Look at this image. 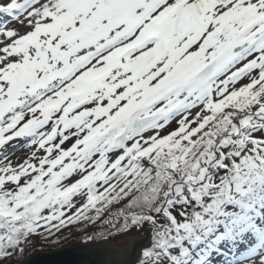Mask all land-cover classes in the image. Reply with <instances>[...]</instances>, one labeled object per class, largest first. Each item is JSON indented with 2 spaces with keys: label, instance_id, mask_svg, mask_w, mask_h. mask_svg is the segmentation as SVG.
I'll return each mask as SVG.
<instances>
[{
  "label": "snow or ice",
  "instance_id": "snow-or-ice-1",
  "mask_svg": "<svg viewBox=\"0 0 264 264\" xmlns=\"http://www.w3.org/2000/svg\"><path fill=\"white\" fill-rule=\"evenodd\" d=\"M69 226L264 264V0H0V264Z\"/></svg>",
  "mask_w": 264,
  "mask_h": 264
},
{
  "label": "water",
  "instance_id": "water-1",
  "mask_svg": "<svg viewBox=\"0 0 264 264\" xmlns=\"http://www.w3.org/2000/svg\"><path fill=\"white\" fill-rule=\"evenodd\" d=\"M139 240L141 239L137 241ZM100 243H106L107 246L117 249L107 242L88 245L73 244L58 252L35 254L23 264H99L100 261L107 259L96 255V248Z\"/></svg>",
  "mask_w": 264,
  "mask_h": 264
},
{
  "label": "trees",
  "instance_id": "trees-1",
  "mask_svg": "<svg viewBox=\"0 0 264 264\" xmlns=\"http://www.w3.org/2000/svg\"><path fill=\"white\" fill-rule=\"evenodd\" d=\"M72 227L74 228L72 233L65 238L59 239L58 241L53 242V241L49 240V241H47L48 244H42V241L37 239L33 245H31L29 248L26 249L23 257L20 260H18L16 262V264L25 263L34 254H38V253H42V252L48 253V254L58 252L60 250H63L65 248L69 247V245H71V244L88 245V244H97L98 242H100V241L93 242V241L84 240L83 237L86 234H90L92 229H89L87 233H84V232L78 231L74 226H72ZM119 237H121V236H117L114 239H111L107 242L115 241Z\"/></svg>",
  "mask_w": 264,
  "mask_h": 264
},
{
  "label": "rangeland",
  "instance_id": "rangeland-1",
  "mask_svg": "<svg viewBox=\"0 0 264 264\" xmlns=\"http://www.w3.org/2000/svg\"><path fill=\"white\" fill-rule=\"evenodd\" d=\"M22 147H23L22 144H20V145H17L16 149H18V148L21 149ZM16 149H15V151H16ZM10 152H12V150H10ZM73 230H74V228L72 226H69V229L63 230V232L61 234H58V235H60L61 236L60 239H62V238H65V237L69 236L72 233ZM144 235H145L144 233L133 232V233H131L130 235H128L126 237L125 236H121L118 239H116L115 241L108 242V243H110L111 245H113L117 249H121V248H125V247L128 246V241L138 240L140 238L142 240V237H144ZM42 244H48V242L47 241L46 242L42 241ZM71 245H73V244H71ZM71 245H69V246H71ZM42 253H44V252H42Z\"/></svg>",
  "mask_w": 264,
  "mask_h": 264
},
{
  "label": "bare ground",
  "instance_id": "bare-ground-1",
  "mask_svg": "<svg viewBox=\"0 0 264 264\" xmlns=\"http://www.w3.org/2000/svg\"><path fill=\"white\" fill-rule=\"evenodd\" d=\"M26 153V149H24L23 147L21 149H16V151L14 152H10V158L13 160V162H17L18 159H20L24 154Z\"/></svg>",
  "mask_w": 264,
  "mask_h": 264
}]
</instances>
